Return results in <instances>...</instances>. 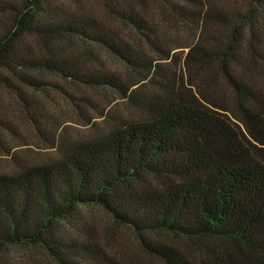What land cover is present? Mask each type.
Returning <instances> with one entry per match:
<instances>
[{
  "label": "trees",
  "instance_id": "1",
  "mask_svg": "<svg viewBox=\"0 0 264 264\" xmlns=\"http://www.w3.org/2000/svg\"><path fill=\"white\" fill-rule=\"evenodd\" d=\"M95 2L100 17L78 0L0 7V87L57 154L30 165L10 154L19 168L0 173V264H26L20 248L56 264H120L88 207L163 264H264V0ZM181 47L187 76L174 80L155 61L175 64ZM94 48L129 75L88 65ZM45 75L130 107L115 114L82 96L107 130L70 141L25 91L53 86L82 109Z\"/></svg>",
  "mask_w": 264,
  "mask_h": 264
},
{
  "label": "rangeland",
  "instance_id": "2",
  "mask_svg": "<svg viewBox=\"0 0 264 264\" xmlns=\"http://www.w3.org/2000/svg\"><path fill=\"white\" fill-rule=\"evenodd\" d=\"M78 1L82 7L91 10L99 17L101 16L95 0ZM8 4H13L16 7L21 6L20 0H0V7H5ZM169 36L174 38L175 44H184L185 42V39L179 32H175ZM128 39L132 38L128 37ZM70 48L78 52H82L83 50L81 45L70 46ZM94 50V55L87 61L88 65L123 76L129 75L127 68L114 56L96 48ZM186 50L187 48L181 47L172 51L181 53L178 54L177 59L179 60L175 64L168 63L169 60L163 61L157 59L155 62L162 66V68L164 67V72L171 79L178 80L180 76L184 78L187 76V70L183 62ZM43 79L46 82L59 84L67 92L77 97L78 100L76 101L82 105V109H78L73 105L72 99L63 95L53 86L47 85L39 91H33L25 87L27 93L36 96L45 106L50 116L49 118L57 125V128L54 130L57 136L62 134L70 141L79 140L90 135H98L107 130L105 129L107 128L105 122L101 118H98L97 112L88 102H83L80 99L82 96L87 97L89 102L97 104L99 109L103 108L107 112L112 110L111 112L115 114H124L128 110L127 108L130 107L124 108V102L114 92H97L81 87H74L59 78L49 75H45ZM0 119L11 125L10 131L0 126V173L12 172L19 168L10 157V154L15 157L17 163L22 165L40 163L56 157L57 154H55L48 140L41 136L29 122L22 102L12 90L4 86L0 87ZM88 119H90L91 123L88 122ZM46 130L42 131L43 135L47 132ZM85 211L95 216V222L99 228L98 240L102 249L120 264H163L159 259L143 250L139 239L130 229L124 226H113L110 220L98 208L88 207ZM181 247H184V245ZM18 252L19 257L26 264H56L42 251L35 248H20Z\"/></svg>",
  "mask_w": 264,
  "mask_h": 264
}]
</instances>
